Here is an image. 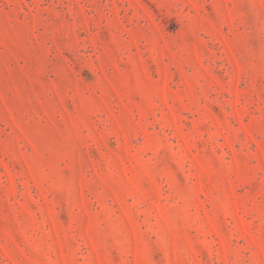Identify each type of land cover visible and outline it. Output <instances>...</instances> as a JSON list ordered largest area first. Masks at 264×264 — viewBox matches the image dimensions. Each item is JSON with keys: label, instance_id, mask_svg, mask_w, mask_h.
<instances>
[{"label": "rangeland", "instance_id": "1", "mask_svg": "<svg viewBox=\"0 0 264 264\" xmlns=\"http://www.w3.org/2000/svg\"><path fill=\"white\" fill-rule=\"evenodd\" d=\"M0 264H264V0H0Z\"/></svg>", "mask_w": 264, "mask_h": 264}]
</instances>
